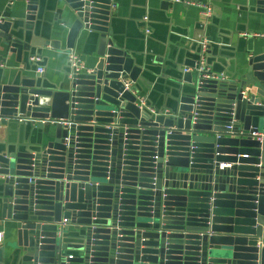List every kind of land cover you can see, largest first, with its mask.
<instances>
[{
  "label": "water",
  "instance_id": "95a60500",
  "mask_svg": "<svg viewBox=\"0 0 264 264\" xmlns=\"http://www.w3.org/2000/svg\"><path fill=\"white\" fill-rule=\"evenodd\" d=\"M17 1L24 21L0 20V63L27 53L35 72L33 49L60 43L25 42L38 0ZM63 3L66 53L85 32L93 70L67 63L58 86L0 75V219L15 226L13 254L30 264H264V49L217 73L202 40L160 110L141 95V55L118 39L115 0ZM257 7L264 15V0Z\"/></svg>",
  "mask_w": 264,
  "mask_h": 264
},
{
  "label": "crops",
  "instance_id": "0c3cea01",
  "mask_svg": "<svg viewBox=\"0 0 264 264\" xmlns=\"http://www.w3.org/2000/svg\"><path fill=\"white\" fill-rule=\"evenodd\" d=\"M181 4H165L161 0H115L113 17L118 39L123 42L128 53L141 55L137 62L144 66V80L138 83L142 96L148 98L152 108L162 109L170 103L171 94L176 92L175 84L183 85L181 75L187 68L186 59L194 60L198 45L204 40L208 43L209 71L230 74L240 70L246 59L260 54L264 49V15L257 12L259 0H182ZM36 20L31 25L22 23L26 33L25 42L31 39L47 42L59 41L60 49L48 46L33 49L42 60L44 74L39 75L28 65L27 53H22L21 62L15 54H7L0 63V75L5 80L14 75L27 76L30 79L39 75L45 82L58 86L66 76L68 54L65 49L67 28L59 21L66 22L61 15L65 4L63 0H38ZM209 4L212 8L210 18L204 19L200 10L192 5ZM26 4L17 0H0V20L24 21ZM149 17V39L143 40V16ZM204 24L203 29L200 24ZM55 29L64 32L62 37L55 35ZM260 37H253L254 35ZM85 32L77 39L74 51L79 56L85 72L93 70L98 62L93 57L92 48L85 41ZM145 38V37H144ZM197 40V41H196ZM200 42V43H199ZM189 72V71H188ZM178 76H180L178 78ZM151 83V89L146 83ZM22 137L13 136V142ZM24 139V138H23ZM228 165L220 164L221 169ZM71 229V228H70ZM0 264H30L24 254L14 253L17 239L13 223L0 219ZM16 250V249H15Z\"/></svg>",
  "mask_w": 264,
  "mask_h": 264
},
{
  "label": "built area",
  "instance_id": "2783aa9c",
  "mask_svg": "<svg viewBox=\"0 0 264 264\" xmlns=\"http://www.w3.org/2000/svg\"><path fill=\"white\" fill-rule=\"evenodd\" d=\"M170 4H181L183 3L182 0H161ZM187 5H192L193 7H196L200 10V15L201 17H203L204 19H208L210 18L211 14H212V8L209 4H194V3H186ZM144 21H146L144 19ZM146 33H148V31L146 30ZM261 35H254L253 37H260ZM205 52V45H203L202 47V53ZM31 62H40V58H32ZM68 65H69V69L71 70V73H80V72H84L85 68L82 66L79 56L77 55V53L75 51H70L68 54ZM204 67L203 64L201 63L199 65L198 68V72L203 71ZM188 71H190L189 69H185L184 73H187ZM37 74L39 75H43L44 74V69L42 67L37 68L36 70ZM127 86V85H126ZM140 105L144 106V100L140 99ZM253 139H256L258 141L261 140V138L263 137L262 134L260 133H252L250 135ZM61 226L64 227L65 226V221H62ZM2 240V234L0 233V243Z\"/></svg>",
  "mask_w": 264,
  "mask_h": 264
}]
</instances>
